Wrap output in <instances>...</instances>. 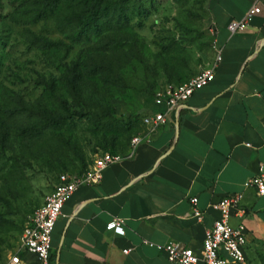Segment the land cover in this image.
Segmentation results:
<instances>
[{"label":"rangeland","instance_id":"rangeland-1","mask_svg":"<svg viewBox=\"0 0 264 264\" xmlns=\"http://www.w3.org/2000/svg\"><path fill=\"white\" fill-rule=\"evenodd\" d=\"M203 20L200 0H0V264L58 175L123 154L153 88L198 72Z\"/></svg>","mask_w":264,"mask_h":264},{"label":"crops","instance_id":"crops-1","mask_svg":"<svg viewBox=\"0 0 264 264\" xmlns=\"http://www.w3.org/2000/svg\"><path fill=\"white\" fill-rule=\"evenodd\" d=\"M200 1L211 49L198 72L210 66L216 46L221 61L213 81L156 132L142 130L135 149L106 167L97 184L77 188L54 225L50 264H170L143 241L198 252L219 218L211 206L234 194L243 195L244 213L230 223L245 226L246 253L264 237V196L244 187L264 167V0ZM253 7L260 13L230 35L227 24ZM191 198L200 222L188 216ZM114 218L124 220L122 236L106 228ZM20 261L38 264L26 253Z\"/></svg>","mask_w":264,"mask_h":264},{"label":"built area","instance_id":"built-area-1","mask_svg":"<svg viewBox=\"0 0 264 264\" xmlns=\"http://www.w3.org/2000/svg\"><path fill=\"white\" fill-rule=\"evenodd\" d=\"M260 9H249L239 21H230L226 30L230 35L245 29L253 16L258 15ZM214 59L209 67L201 69L187 81L178 85L165 84L155 92L153 105L163 110H151L142 124L149 134L156 132L167 123L172 113H178L183 104L198 90L209 85L215 75V69L221 61V51L213 45ZM141 139L135 136L130 141V150H134ZM122 155L105 152L99 154L87 171L80 176L67 173L60 174L53 184L50 192L43 202L35 209L29 221L22 230L18 250L8 257L7 264H21L20 253L34 256L38 264H50L51 239L54 225L61 215L66 201L81 185L97 184L101 172L108 166L121 161ZM245 189H253L257 196H264V167L260 166L256 176L250 178L244 185ZM242 194L222 197L211 208L218 212L212 228L204 235L200 250L197 252L178 242H168L164 245L143 241V245L155 249L162 254L170 264H247V231L244 225L233 226L232 217H241L243 210L240 206ZM191 209L188 216L198 222L202 220L203 213L196 207L197 199L191 198ZM124 220L114 218L106 226L107 230L123 235ZM124 254L128 250L123 251Z\"/></svg>","mask_w":264,"mask_h":264},{"label":"trees","instance_id":"trees-1","mask_svg":"<svg viewBox=\"0 0 264 264\" xmlns=\"http://www.w3.org/2000/svg\"><path fill=\"white\" fill-rule=\"evenodd\" d=\"M194 76V75H193ZM192 77V76H191ZM191 77H188L187 79H185V80H183V81H180V82H177V83H174V82H169V81H166V82H163L164 83V85L165 84H173V85H178V84H180V83H183V82H185V81H187L189 78H191ZM156 88H157V86H155L154 88H153V90H152V92H151V94H150V98L153 100V98H154V95H155V92H156ZM152 105H153V103H152ZM151 110H152V106H151ZM151 110H150V112H151ZM146 115H148V113L147 114H144L142 117H141V119H140V125H141V131L142 130H144V127H143V124H142V120H143V118L146 116ZM56 125H57V127H58V122H56ZM140 131V132H141ZM139 134V133H138ZM137 134V135H138ZM137 135H135V136H137ZM135 136H133V137H135ZM131 141V140H130ZM129 146H130V142H129V144H128V149H129ZM106 151H103V152H101V153H105ZM126 152V151H125ZM100 153V154H101ZM110 153H112V152H110ZM112 154H117V153H112ZM120 155H122V154H120ZM59 176V175H58ZM50 259H51V256H50Z\"/></svg>","mask_w":264,"mask_h":264},{"label":"water","instance_id":"water-1","mask_svg":"<svg viewBox=\"0 0 264 264\" xmlns=\"http://www.w3.org/2000/svg\"><path fill=\"white\" fill-rule=\"evenodd\" d=\"M170 119V118H169Z\"/></svg>","mask_w":264,"mask_h":264}]
</instances>
